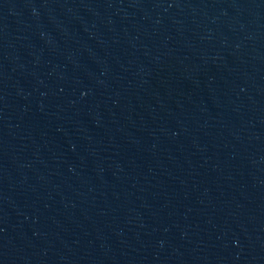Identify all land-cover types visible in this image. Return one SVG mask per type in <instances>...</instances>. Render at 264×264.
Listing matches in <instances>:
<instances>
[{"label":"water","instance_id":"water-1","mask_svg":"<svg viewBox=\"0 0 264 264\" xmlns=\"http://www.w3.org/2000/svg\"><path fill=\"white\" fill-rule=\"evenodd\" d=\"M0 264H264V0H0Z\"/></svg>","mask_w":264,"mask_h":264}]
</instances>
